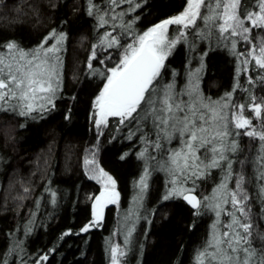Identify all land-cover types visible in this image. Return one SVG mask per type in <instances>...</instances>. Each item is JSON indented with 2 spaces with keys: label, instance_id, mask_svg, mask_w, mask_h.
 <instances>
[{
  "label": "trees",
  "instance_id": "obj_1",
  "mask_svg": "<svg viewBox=\"0 0 264 264\" xmlns=\"http://www.w3.org/2000/svg\"><path fill=\"white\" fill-rule=\"evenodd\" d=\"M95 2L108 8L109 0ZM246 2L250 4L252 0ZM87 7L88 0H0V48L8 41H16L31 50L53 29L67 34L61 53V83L55 107L42 115L34 112L29 117L0 111V257L7 258L8 264H19L17 257L9 252L16 241L20 242L28 264L44 253L49 255L46 264H110L108 245L118 212L129 207L134 185L140 177L142 159L138 157L143 144L137 139L139 133L129 139L125 126L118 127L116 121H110L97 140L94 99L103 81L89 74L86 62L101 33L111 31V23L106 28H98L94 16L87 14ZM127 7L116 8V12ZM185 8L186 0H146L132 14L139 16L132 25L134 33H142ZM123 19L127 21L131 17L125 15ZM197 26L203 27L201 21ZM176 29L172 28L170 38L177 35ZM120 31L117 27L116 32ZM187 31V41L178 43L165 62L164 83L175 80L177 88L183 89L190 73L200 69L199 87L205 97L219 100L226 93H232L237 103H246L249 91L257 97V102L264 97V84L259 79L261 70L254 62L245 65V57L238 55L248 53L247 44L233 38L237 39V54H234L230 47L218 42L216 31L205 38L194 37L192 33L196 29ZM256 35L253 30V36ZM120 39L122 44L127 42L124 35ZM96 51L98 56L111 54L113 59L106 61L109 66L116 59V49L102 52L97 48ZM201 52L206 55L201 57ZM92 63L104 71V66L95 60ZM249 76L256 80L254 84L249 83ZM245 114L252 115L247 107ZM261 123L253 118L258 129ZM237 139L241 148L239 158L245 160L243 171L249 181L246 186L253 197L251 206L257 217L262 218L264 201L257 198L259 182L254 180L259 141L243 135ZM94 146L97 147L94 149ZM93 149L99 167L116 181L120 205L108 206L98 227L75 235L93 219L91 205L102 191L97 181L89 179L83 163ZM222 175L217 169L211 170L206 178L196 181V194L212 193ZM163 177L155 175L150 180L145 202L148 218L139 223L125 264H191L208 238V216L196 215V210L182 198L161 200ZM25 187L30 192L24 193ZM51 192L56 193L54 204ZM29 227L31 231L25 234ZM68 230L73 234L62 237ZM52 248L54 253L49 252Z\"/></svg>",
  "mask_w": 264,
  "mask_h": 264
},
{
  "label": "snow or ice",
  "instance_id": "obj_2",
  "mask_svg": "<svg viewBox=\"0 0 264 264\" xmlns=\"http://www.w3.org/2000/svg\"><path fill=\"white\" fill-rule=\"evenodd\" d=\"M145 3L146 0H109L108 8H104L95 0H88L87 14L94 16L97 27L106 28L111 23V31L101 33L86 62L89 74L103 81L94 99L97 140L103 135L99 131L101 127H108L110 117L117 118L118 127L128 129L127 138L139 133L137 139L143 148L138 158L145 161V171L138 181V205L151 175L147 161L155 160V168L169 177V187L162 201L182 198L196 210V215H200L202 209L214 214L210 235L197 252L196 264H264V230H261L264 226L257 224L251 211L253 197L246 186L249 181L243 171L245 160L239 158L241 148L237 139L243 135L259 141L254 180L259 182L257 198L264 201V97L257 102V97L244 89L249 91L246 103L234 102L232 93L212 100L200 90L197 75L200 69L190 73L183 89L177 88L175 80L164 83L162 75L172 49L182 40L187 41V30L192 28L196 29L192 35L201 38L216 31L218 42L230 47L234 54H237V39L233 38L242 40L249 50L247 54L239 52L238 55L245 57V65L254 62L261 70L259 79L264 84V0H252L250 4L246 0H186L185 10L135 34L132 25L139 16L132 14ZM123 5L128 7L117 13L116 8ZM125 15L131 19L125 21ZM197 20L201 21L202 28L197 26ZM173 25L179 27L177 35L170 38L168 29ZM117 27L120 32H116ZM121 35L126 37V43H121ZM66 39V33L53 29L31 50L16 41L4 43L0 48V111L29 117L34 112L42 115L55 107ZM97 48L102 52L117 50L111 66L106 64L113 59L111 54L98 56ZM200 55L203 57L206 53ZM93 60L104 66V71L95 67ZM248 81L256 82L251 76ZM246 107L252 115H245ZM253 118L262 121L259 129L253 124ZM173 141L176 147H169ZM94 149L83 163L90 173L89 179L101 183L103 190L92 202L93 219L75 235L98 227L104 208L119 200L116 181L99 167ZM124 158L122 155L121 159ZM213 169L223 173L219 184L211 196H198L196 181L206 178ZM22 191L28 193L30 189L25 187ZM55 195L51 192L53 204ZM222 216L226 219L222 220ZM30 231L31 227L25 234ZM72 234L68 230L62 237ZM108 251L112 264H121L120 258L126 255L119 245L111 242ZM9 252L17 257L19 264H28L19 241ZM49 252L54 253L55 248ZM48 260V253H44L33 258L32 264H46ZM0 264H8L7 258L0 257Z\"/></svg>",
  "mask_w": 264,
  "mask_h": 264
},
{
  "label": "rangeland",
  "instance_id": "obj_3",
  "mask_svg": "<svg viewBox=\"0 0 264 264\" xmlns=\"http://www.w3.org/2000/svg\"><path fill=\"white\" fill-rule=\"evenodd\" d=\"M199 21L200 20H197L196 23L198 24ZM173 27L178 28L179 26L173 25V26L169 27V29H168V36L169 37H170V33H171ZM189 29H191V28H189ZM96 118L97 117L94 115L93 121ZM116 120H117V118H115V117H110L109 118V122L110 121H116ZM93 124H94V122H93ZM104 128L105 127L102 126L99 131H103ZM94 129L96 130V132H98L97 128L95 127V124H94ZM169 147H176V142L173 141V143L171 145H169ZM147 163L150 165L149 170L151 172V175H150V178L148 180V188L143 194V200H142V202H140L139 205L137 204V197L140 194V187H139L138 181H139L140 177L142 176L143 172L145 171V161L144 160H142V169H141L140 177L138 178V180L135 183L134 188H133V197H132L131 203H130L129 207L126 210H123V211L119 210V212H118L119 215L117 217L116 227H115V230H114V233H113V236H112V240H111V244L112 245H119L121 250L125 251L126 254L129 253L130 250H131L132 242H133V239L135 238V233H136V230L138 228L139 223L141 221H143V220L148 218V215L146 214L147 209H146V206H145V202H146V199H147V194H148V190H149L150 180L155 175H164V177H163V180H164V183H163V189L164 190L163 191H164V193L167 191V188L169 187V184H168L169 177L167 176V174L165 172L159 171L158 169L155 168L156 161L155 160H150V161H147ZM87 173H88V175L90 174L89 172H87ZM99 184L101 185L102 190H103L102 184L101 183H99ZM196 185H197V183H196ZM231 186L232 185L229 184V187H231ZM211 194L212 193H209V194H206V195H202L201 197H203V196H211ZM119 201H120V198H119L117 204H108L104 208V212H105V209L108 206H110V205H115L116 207H119V205H120ZM251 211H252L254 217H256V219H259V221L257 223H259L262 226H264V222H261V216L258 215V217H257V214L252 209V206H251ZM201 214L206 215L209 218V232H208V237H209L211 229H212V225H213L214 220H215L214 214L212 212H210V211H207V210L201 211ZM221 219L224 220V219H226V217L222 216ZM93 228H95V227H93ZM129 233H130V235H129ZM198 251H200V250H198ZM196 255H197V253H196ZM126 256L127 255H124V256H122L120 258L121 259V264H125ZM195 258H196V256L193 258V261H192L191 264H196V259ZM109 260H110V264H112L111 259H110V254H109Z\"/></svg>",
  "mask_w": 264,
  "mask_h": 264
},
{
  "label": "water",
  "instance_id": "obj_4",
  "mask_svg": "<svg viewBox=\"0 0 264 264\" xmlns=\"http://www.w3.org/2000/svg\"><path fill=\"white\" fill-rule=\"evenodd\" d=\"M184 201V200H183ZM186 204H187V202L186 201H184ZM188 205V204H187ZM190 208H191V206L190 205H188ZM192 209V208H191ZM193 210H195V209H193Z\"/></svg>",
  "mask_w": 264,
  "mask_h": 264
}]
</instances>
